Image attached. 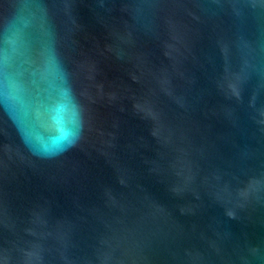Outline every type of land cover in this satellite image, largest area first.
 <instances>
[{
  "label": "water",
  "instance_id": "95a60500",
  "mask_svg": "<svg viewBox=\"0 0 264 264\" xmlns=\"http://www.w3.org/2000/svg\"><path fill=\"white\" fill-rule=\"evenodd\" d=\"M0 264H264V0H0Z\"/></svg>",
  "mask_w": 264,
  "mask_h": 264
}]
</instances>
